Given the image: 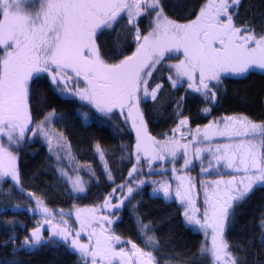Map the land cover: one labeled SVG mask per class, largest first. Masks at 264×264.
Segmentation results:
<instances>
[{"label": "snow or ice", "instance_id": "snow-or-ice-1", "mask_svg": "<svg viewBox=\"0 0 264 264\" xmlns=\"http://www.w3.org/2000/svg\"><path fill=\"white\" fill-rule=\"evenodd\" d=\"M242 6L0 0V264H27L23 256L48 250L75 256L74 264H264L255 250H264V118L215 114L226 81L264 79V12L257 23ZM158 113L171 121L166 131L150 126ZM70 117L81 127H113L122 142L107 152L96 141V166L81 163L57 127ZM37 142L51 173L43 188L26 187L21 166ZM257 193L258 239L230 241ZM145 194L169 207L166 229L142 211ZM124 214L135 238L118 230ZM24 215L31 226L16 219ZM177 220L200 236L187 259L161 255Z\"/></svg>", "mask_w": 264, "mask_h": 264}, {"label": "trees", "instance_id": "trees-1", "mask_svg": "<svg viewBox=\"0 0 264 264\" xmlns=\"http://www.w3.org/2000/svg\"><path fill=\"white\" fill-rule=\"evenodd\" d=\"M190 0H171L173 4H184ZM251 11H246L248 9ZM178 13L183 12L182 8H177ZM264 12V0H243L241 14L247 15L259 22L260 14ZM226 83V94L222 98L221 104L217 107L215 114H232L244 113L253 119L264 118V79L259 76H252L242 80H228ZM54 106L62 111L72 113L76 105L64 102L59 99L54 100ZM193 114L196 112V106L189 105ZM200 123H206L207 120H200ZM81 122L73 118H69L65 124H58V128H62L69 136L73 152L80 160L81 163H92L93 166L97 164V158L93 156L92 147L96 141H99L107 152H112L118 149L122 138L117 129L113 127H104L96 124H91L87 127H81ZM154 132L166 131L171 126V121L167 119V114H156L155 120L151 125ZM125 141L127 137L123 138ZM48 152L47 147L37 142L33 145L26 146L21 157V166L24 175V184L26 187L35 184L43 188V182H51V173L47 168ZM38 173V178H34V174ZM104 186L101 185V188ZM94 193L97 189L93 188ZM151 189L148 188L146 193L150 194ZM148 194H145L143 199L145 207L142 211L150 213V218L156 221L157 229H166L164 218L170 210L162 201L150 200ZM261 193H257L253 199V203L249 205L242 215L238 216L234 227L229 231L228 238L233 242H243L245 245L248 240L253 238L258 239L259 229V197ZM91 199V197H89ZM139 199V197H138ZM13 203H24L20 198L14 199ZM87 203L88 200L83 201ZM52 206L66 207V201L62 199H53L50 201ZM9 215L7 219H12ZM4 219L0 217V220ZM22 220L28 226H31V221L27 215L16 217ZM124 223L118 226V230L123 231L126 235H132L135 238L134 232L130 231L131 223L127 214L123 217ZM17 234L23 236V231L18 229ZM158 235L164 236V232L158 231ZM4 238L3 232H0V239ZM200 239V236L194 233L185 231L179 226V221H175L171 225V240L172 242L167 245L168 252L161 253L164 256H181L184 259L188 257L183 255L189 249L195 252V245ZM139 242V241H137ZM256 251L264 252V250L255 249ZM4 249H0V259L5 256ZM10 251V250H9ZM27 264H74L76 257L73 255L64 254L62 251L48 250L42 251L31 256H23ZM251 259V257H249ZM166 264H176V261L166 262Z\"/></svg>", "mask_w": 264, "mask_h": 264}, {"label": "rangeland", "instance_id": "rangeland-1", "mask_svg": "<svg viewBox=\"0 0 264 264\" xmlns=\"http://www.w3.org/2000/svg\"><path fill=\"white\" fill-rule=\"evenodd\" d=\"M193 175H196V172H193Z\"/></svg>", "mask_w": 264, "mask_h": 264}]
</instances>
